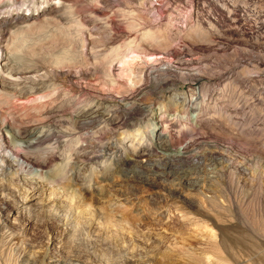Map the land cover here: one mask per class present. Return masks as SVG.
<instances>
[{
    "label": "rangeland",
    "instance_id": "1",
    "mask_svg": "<svg viewBox=\"0 0 264 264\" xmlns=\"http://www.w3.org/2000/svg\"><path fill=\"white\" fill-rule=\"evenodd\" d=\"M0 23V264H264V0Z\"/></svg>",
    "mask_w": 264,
    "mask_h": 264
},
{
    "label": "bare ground",
    "instance_id": "2",
    "mask_svg": "<svg viewBox=\"0 0 264 264\" xmlns=\"http://www.w3.org/2000/svg\"><path fill=\"white\" fill-rule=\"evenodd\" d=\"M48 0H46V2H47ZM21 16V15H20ZM4 24V23H3ZM2 27V24L0 23V28ZM198 30H200L199 28H198ZM197 30V31H198ZM201 32V31H200ZM203 34V33H202ZM200 37V33H198V32H196V35H194V37L195 38H197V37ZM161 42V41H160ZM134 43V41H132V42H130V44H133ZM157 45H159V44H157ZM2 48V47H1ZM2 50L0 49V52H1ZM165 54L166 55H169V56H176L175 55V53L172 51V50H170V49H168V53H166L165 52ZM137 57H142V55H140V54H137ZM0 58H2V56H1V54H0ZM149 59H153V56H151V57H148ZM173 70V68H172V66L170 65V64H168L167 66H165V67H160L159 69H153L152 70V72H169V71H172ZM175 84H174V81H168V89L170 90L173 86H174ZM181 102H183V104H181V105H179V106H183V105H185V102L184 101H181ZM179 103V102H178ZM177 103V104H178ZM197 104V103H196ZM176 106H178V105H176ZM198 106H199V104H197V105H195V107H194V109H197L198 108ZM201 111L200 110H198L197 109V111H195L194 113H193V117H196V119H200V116H201ZM162 126V125H161ZM163 136H164V138L166 137L167 138V133L166 132H164L163 133ZM167 141V140H166ZM103 155V154H102ZM108 155V154H107ZM6 157H8L9 159H11V160H15L14 158H12V156H10V155H8V156H6ZM103 157H104V155H103ZM172 162H173V160H172Z\"/></svg>",
    "mask_w": 264,
    "mask_h": 264
}]
</instances>
